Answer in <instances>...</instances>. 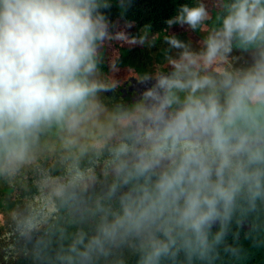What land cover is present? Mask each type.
<instances>
[{
    "label": "clouds",
    "instance_id": "obj_1",
    "mask_svg": "<svg viewBox=\"0 0 264 264\" xmlns=\"http://www.w3.org/2000/svg\"><path fill=\"white\" fill-rule=\"evenodd\" d=\"M109 7L0 0V185L15 188L45 137L60 145L58 174L37 169L35 193L10 213L4 259L17 245L32 264H126L125 251L136 264L239 259L233 222L264 230V0H215L214 15L203 0L181 5L165 23L205 33L199 51L165 35L180 50L165 54L171 71L138 77L155 83L112 111L100 100L116 86L100 76L103 42L152 46L159 34L112 35ZM234 49L250 66L233 67Z\"/></svg>",
    "mask_w": 264,
    "mask_h": 264
},
{
    "label": "trees",
    "instance_id": "obj_2",
    "mask_svg": "<svg viewBox=\"0 0 264 264\" xmlns=\"http://www.w3.org/2000/svg\"><path fill=\"white\" fill-rule=\"evenodd\" d=\"M110 7L101 9L103 15L109 22V32L112 34L114 30L121 24L128 30L131 37H139L145 25H150L149 41L153 36L159 34L152 46L147 43L144 45H129L125 42L118 44L103 42L100 53L99 72L108 74L115 64L117 69H130L138 74H144L152 61L160 62L168 55L170 46L164 41L165 35H175L182 42L188 43L189 36L201 41L205 33L200 30L193 31L187 25H173L168 27L166 20L173 18L177 14V9L184 4L195 6L197 0H131L130 5L125 0V8H121L120 0H108ZM211 14H215L213 4L215 0H203ZM131 24V27L126 26ZM210 26V25H209ZM111 45L114 50L108 49ZM239 50V49H234ZM241 51V50H240ZM36 191L34 185H29L27 189L22 191V195L32 196ZM257 223L264 228V213H261ZM249 226V229H245ZM71 230V229H70ZM218 230V225L213 227L212 231ZM252 227L250 221H244L239 228L235 222L231 226V232L226 237V243L238 246L241 249L240 258H233L225 255L221 250V259L216 264H264V230H260L252 235ZM15 243V242H14ZM13 243V244H14ZM16 244V243H15ZM20 249L19 254L10 255L11 260L7 264H32L31 260L23 254L22 245H17ZM126 264H136L137 257L128 252L124 258Z\"/></svg>",
    "mask_w": 264,
    "mask_h": 264
},
{
    "label": "rangeland",
    "instance_id": "obj_3",
    "mask_svg": "<svg viewBox=\"0 0 264 264\" xmlns=\"http://www.w3.org/2000/svg\"><path fill=\"white\" fill-rule=\"evenodd\" d=\"M117 32H124L131 38L129 35L130 32H128V30H126L121 24L114 30L112 35H115ZM121 42L123 41H109L111 44H118ZM188 43H191L194 51H199V40L189 36ZM107 48L114 50L111 45H108ZM99 50H101V48ZM179 51L180 50L178 49H173L169 55L176 57ZM230 59L234 60V68H246L251 64V53L233 50L230 54ZM158 66H160V69L163 71H171V67L167 65V61L164 59L160 62L152 61L151 65L147 68L144 74L135 73L127 68H114L108 74L100 72L102 79L114 81L116 85L115 88L100 93L101 102L109 111H112L120 105L125 107H132L136 105L142 98L143 92L155 83L154 80L142 82L138 79V77H142L144 75H154ZM44 142L47 146L46 149L42 152L33 166L26 168L23 171L21 177H19L16 182L15 188L0 185V264H7V261L11 260L10 256L7 260L4 259V256L6 255L9 246L13 245L14 242L16 243V236L12 233L10 213L17 207L23 208L26 198L31 197L27 195L23 196L22 191L27 189L29 185H34V181L37 179V169L41 167L53 169V174H58L59 172L57 158L60 153V145L55 133L45 137ZM128 252L129 251H125L124 258L127 256Z\"/></svg>",
    "mask_w": 264,
    "mask_h": 264
},
{
    "label": "water",
    "instance_id": "obj_4",
    "mask_svg": "<svg viewBox=\"0 0 264 264\" xmlns=\"http://www.w3.org/2000/svg\"><path fill=\"white\" fill-rule=\"evenodd\" d=\"M250 227L249 226H247L245 229H249Z\"/></svg>",
    "mask_w": 264,
    "mask_h": 264
},
{
    "label": "flooded vegetation",
    "instance_id": "obj_5",
    "mask_svg": "<svg viewBox=\"0 0 264 264\" xmlns=\"http://www.w3.org/2000/svg\"><path fill=\"white\" fill-rule=\"evenodd\" d=\"M214 227H216V226H214Z\"/></svg>",
    "mask_w": 264,
    "mask_h": 264
}]
</instances>
